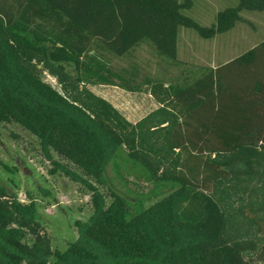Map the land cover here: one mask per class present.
<instances>
[{
    "label": "trees",
    "instance_id": "1",
    "mask_svg": "<svg viewBox=\"0 0 264 264\" xmlns=\"http://www.w3.org/2000/svg\"><path fill=\"white\" fill-rule=\"evenodd\" d=\"M237 1L202 26L186 14L192 0H0V137L17 124L45 138L111 198L94 193L95 216L60 251L36 205L0 185V264H264V41L197 68L189 84L147 80L153 91L167 86L180 108L161 106L136 124L89 88L135 85L137 67L116 71L109 55L148 42L178 64L181 28L212 40L242 12L264 13V0ZM64 65L76 78L60 95L43 73ZM207 137L214 141L201 147ZM121 151L138 174L122 172ZM111 162L131 196L110 186ZM1 168L10 170L0 143Z\"/></svg>",
    "mask_w": 264,
    "mask_h": 264
},
{
    "label": "rangeland",
    "instance_id": "2",
    "mask_svg": "<svg viewBox=\"0 0 264 264\" xmlns=\"http://www.w3.org/2000/svg\"><path fill=\"white\" fill-rule=\"evenodd\" d=\"M237 0H192L191 10L186 14L202 26H211L216 14L237 6ZM243 22L225 34L212 40L201 38L196 32L181 28L179 34L178 64L171 61L150 43L143 42L129 56L109 55L112 68L116 71L137 67L138 78L130 91L115 80L116 86L91 85L90 90L110 102L133 124L161 106L179 110L180 106L167 91V86H182L193 81L190 73L199 67L215 69L264 41V13L242 12ZM76 78L73 65L44 67L43 82L62 95V84ZM147 80L164 82L167 86L153 91ZM141 91H135V88ZM30 94L26 100L34 107L43 108L37 96ZM214 140L205 139L201 147L210 146ZM1 158L10 168L0 169V185L24 204L36 205L37 218L52 238V247L64 251L69 243L82 236L78 224H86L95 216L92 196L102 194L104 203L111 200L109 188L84 177L68 161L63 160L47 144L17 124H6L0 137ZM207 154H209L208 149ZM125 174H138L124 151L117 159ZM106 174L110 186L128 197L129 192L114 173L113 162L108 163ZM131 182H135L130 178ZM130 195V194H129ZM131 196V195H130ZM152 202L146 203L150 206Z\"/></svg>",
    "mask_w": 264,
    "mask_h": 264
}]
</instances>
